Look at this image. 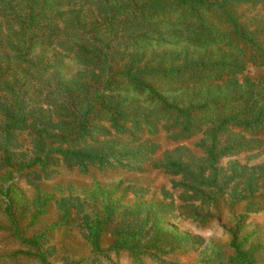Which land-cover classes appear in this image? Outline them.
I'll return each mask as SVG.
<instances>
[{
	"label": "trees",
	"instance_id": "1",
	"mask_svg": "<svg viewBox=\"0 0 264 264\" xmlns=\"http://www.w3.org/2000/svg\"><path fill=\"white\" fill-rule=\"evenodd\" d=\"M263 131L264 0H0V213L26 249L12 257L48 264V235L70 228L89 264L119 253L164 264L175 251L200 253L195 264H254L239 236L264 211ZM159 133L173 143L199 137V154L177 146L156 157ZM62 168L177 180L153 202L120 182L94 183L56 198V221L20 236L15 210L29 207L33 223L53 196L28 204L11 175L32 185ZM220 207L227 243L205 253L201 237L169 223L205 227Z\"/></svg>",
	"mask_w": 264,
	"mask_h": 264
},
{
	"label": "rangeland",
	"instance_id": "2",
	"mask_svg": "<svg viewBox=\"0 0 264 264\" xmlns=\"http://www.w3.org/2000/svg\"><path fill=\"white\" fill-rule=\"evenodd\" d=\"M251 74L254 72H250ZM256 139L264 145V131L256 135ZM157 144V154L159 157L163 152L174 149L177 146H183L192 153L198 155L199 151L195 147L199 141V137L192 138L187 141L173 143L166 140L162 133H159L153 139ZM236 159L239 163L257 164L262 160V156H257L247 161V155H239ZM225 165V160L221 161ZM16 183L17 189L23 201L28 204L37 194H52V201L46 207V213L31 223V211L29 207L15 210L16 226L18 234L22 237H30L46 226L56 221V210L53 201L58 197H64L68 193L82 196L94 183L103 185L104 188L111 189L114 185L121 183L119 191L129 185L135 190L143 192V199L153 202L160 201V190H169L170 181H176V178L168 177L157 170H147L140 174H129L120 171L98 172L90 170L86 175H79L76 171H66L65 169H57V173L47 180L33 181L29 185L23 177L15 174L11 175ZM120 192L117 193V197ZM174 195H176L174 193ZM124 202H133L132 196L126 194L123 198ZM236 212L242 211V206L235 209ZM229 213L224 207H220L216 220L212 221L205 227H197L190 221L169 218V223L175 227L180 233L195 235L201 237L205 241L203 252L209 251L214 244L221 246L226 245L227 237L222 235L219 226H227L229 224ZM0 264H39L36 260L23 256H13L17 251H26L19 245L18 241L12 234V227L9 222L0 213ZM239 238L244 239V248L249 250L254 256V264H264V211L250 215L245 224ZM110 239H104V248ZM52 250L53 254L47 258L48 264H61L62 260L69 262L82 261V264H89L88 258L90 252L79 233L75 229L60 228L48 235L47 243L43 246L45 249ZM200 257V253H182L179 251L172 252L165 257L164 264H195L196 259ZM202 256V255H201ZM101 264H133L125 253H119L117 256L110 255L109 262L101 261ZM142 264H156L150 260H144Z\"/></svg>",
	"mask_w": 264,
	"mask_h": 264
}]
</instances>
